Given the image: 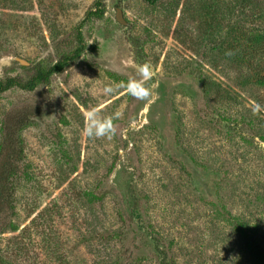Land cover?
I'll list each match as a JSON object with an SVG mask.
<instances>
[{
  "label": "rangeland",
  "instance_id": "374dc122",
  "mask_svg": "<svg viewBox=\"0 0 264 264\" xmlns=\"http://www.w3.org/2000/svg\"><path fill=\"white\" fill-rule=\"evenodd\" d=\"M256 2L0 0V79L84 47L49 83L0 94V143L5 121H31L0 205L6 264H251L224 212L264 241ZM91 112L115 134L85 136Z\"/></svg>",
  "mask_w": 264,
  "mask_h": 264
},
{
  "label": "trees",
  "instance_id": "16d2710c",
  "mask_svg": "<svg viewBox=\"0 0 264 264\" xmlns=\"http://www.w3.org/2000/svg\"><path fill=\"white\" fill-rule=\"evenodd\" d=\"M252 9L255 10L259 17H264V2L257 0L253 4ZM98 14V13H93ZM264 38V37H263ZM79 39H81L79 37ZM132 43L136 44L134 40ZM83 45L79 46L69 54L61 57L53 66L49 68L38 67L34 75L25 80L21 76H11L5 79H0V94L12 88L19 87L26 90H34L38 85L49 83L52 76L62 73L67 66L74 63L83 52ZM258 80L264 82V76H260ZM28 117H21L15 124H10L5 121L2 125V141L0 143V205L11 206L13 201V179L19 174L20 166L24 159V139L21 132L30 125ZM238 127L236 125L234 128ZM227 214V218L232 221L236 229L245 237V249L248 250L252 256L251 264H264V241L261 242L257 238L260 228H252L249 223H244L239 218L234 221L231 215ZM239 220V221H238ZM159 250V247H157ZM161 253V252H159ZM165 264H177L173 261H168L167 256L164 257ZM0 264H6L0 258Z\"/></svg>",
  "mask_w": 264,
  "mask_h": 264
},
{
  "label": "clouds",
  "instance_id": "9594fccd",
  "mask_svg": "<svg viewBox=\"0 0 264 264\" xmlns=\"http://www.w3.org/2000/svg\"><path fill=\"white\" fill-rule=\"evenodd\" d=\"M151 71L150 65H142L140 67V72L142 76L148 75ZM133 83V81H130ZM134 83H139L138 81H134ZM143 87V85H141ZM116 89L113 86H106L104 92L106 94L113 93ZM152 90L145 89V93L143 96L137 97L138 99H147L151 96ZM260 111V106L257 105L254 109L255 112ZM83 133L85 136L89 138H100V137H110L115 134V127L111 123V118H99L96 112H91L88 118V122L86 123Z\"/></svg>",
  "mask_w": 264,
  "mask_h": 264
},
{
  "label": "water",
  "instance_id": "95a60500",
  "mask_svg": "<svg viewBox=\"0 0 264 264\" xmlns=\"http://www.w3.org/2000/svg\"><path fill=\"white\" fill-rule=\"evenodd\" d=\"M118 19H119L120 21H122L123 23H126V21L122 18V10H121V9H119ZM23 62L26 63V61H23Z\"/></svg>",
  "mask_w": 264,
  "mask_h": 264
}]
</instances>
